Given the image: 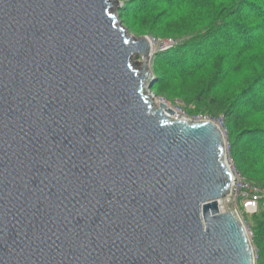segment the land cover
I'll return each mask as SVG.
<instances>
[{
	"label": "water",
	"instance_id": "1",
	"mask_svg": "<svg viewBox=\"0 0 264 264\" xmlns=\"http://www.w3.org/2000/svg\"><path fill=\"white\" fill-rule=\"evenodd\" d=\"M115 2L0 0V264H256L224 134L151 99Z\"/></svg>",
	"mask_w": 264,
	"mask_h": 264
},
{
	"label": "trees",
	"instance_id": "2",
	"mask_svg": "<svg viewBox=\"0 0 264 264\" xmlns=\"http://www.w3.org/2000/svg\"><path fill=\"white\" fill-rule=\"evenodd\" d=\"M120 16L134 31L183 38L154 57L153 89L189 114L223 117L236 168L264 188V0H125ZM247 214L264 264V197Z\"/></svg>",
	"mask_w": 264,
	"mask_h": 264
},
{
	"label": "built area",
	"instance_id": "3",
	"mask_svg": "<svg viewBox=\"0 0 264 264\" xmlns=\"http://www.w3.org/2000/svg\"><path fill=\"white\" fill-rule=\"evenodd\" d=\"M178 44V41L173 38H167L162 41V48L169 49ZM155 49V48H154ZM161 102L167 103V105H171L174 108L175 114L173 117L175 119H186L192 121H210L215 123L223 134L226 133V128L224 125L223 117L220 118H213L207 114H197L193 116H188L187 113L182 109V105L184 102L178 101L177 104L173 105L168 100L162 98ZM227 144V142H226ZM226 162L230 167L232 172V184L230 187V196L222 198V204L224 210H236L239 214L240 218L242 219V214L247 213H255L257 212L260 201L264 197V188L258 187L257 185L253 184L252 182L248 181L242 173L236 168L234 160L230 153L229 143L228 148L226 146ZM224 203H226L229 207L228 209L225 208ZM244 224L247 226L246 221ZM249 236L250 232L248 230ZM257 258V254H256Z\"/></svg>",
	"mask_w": 264,
	"mask_h": 264
},
{
	"label": "rangeland",
	"instance_id": "4",
	"mask_svg": "<svg viewBox=\"0 0 264 264\" xmlns=\"http://www.w3.org/2000/svg\"><path fill=\"white\" fill-rule=\"evenodd\" d=\"M117 3L118 4H120V5H117ZM124 4H125V0H116V2H115V4L114 5H117V17H118V19H119V21L128 29V33L129 34H131V35H133V36H135L136 38H138V37H142V36H148V38H150V40H151V42H152V44L154 45V48H155V50L157 51V53L158 52H162V51H166V50H168V49H164V48H162L163 46H162V41L163 40H165V39H167V38H170V37H165V36H157L156 34V36H154L152 33H148V32H145V31H134L132 28H130V27H128L123 21L124 20H122V18H121V16H120V10L122 9V7L124 6ZM182 39L183 38H177V40H179V41H182ZM156 53V54H157ZM156 54L154 55V57L156 56ZM154 57L152 58V62H153V60H154ZM136 60H141V59H139V58H137ZM151 62V65L153 64ZM138 68H141V66H138ZM151 68H152V71H153V73H154V70H153V67L151 66ZM154 83H155V81H154ZM154 83H153V85H154ZM147 84H148V82H146V86H147ZM151 92L155 95L154 97V99H155V102H158L157 104L159 105V102L160 101H162V98H164L163 96H161V95H158V93H157V90L156 89H153V86H152V89H151ZM149 93V92H148ZM164 99H166V98H164ZM167 100V99H166ZM178 101H182L183 102V100H181V99H179V100H177L176 102H178ZM171 103V102H170ZM184 106H185V104L183 103V105H182V109L183 110H185V108H184ZM186 112V111H185ZM187 113V112H186ZM187 115L188 116H193V115H195V114H189V113H187ZM224 137L226 138V142H227V144H226V146H227V148H228V143H229V137H228V134H227V132L224 134ZM224 206H225V208H227L228 209V205L226 204V203H224ZM246 217H247V219L249 220V221H251V222H254V218L250 215V214H246ZM242 219L245 221V214L243 213L242 214ZM249 228V227H248ZM249 230V232H250V240H251V243H252V246H253V249H254V252H255V254H257L258 253V249H257V246H256V244H255V242H254V234H253V231H252V229L251 228H249L248 229ZM257 259V258H256ZM256 264H257V261H256Z\"/></svg>",
	"mask_w": 264,
	"mask_h": 264
},
{
	"label": "bare ground",
	"instance_id": "5",
	"mask_svg": "<svg viewBox=\"0 0 264 264\" xmlns=\"http://www.w3.org/2000/svg\"><path fill=\"white\" fill-rule=\"evenodd\" d=\"M154 47V46H153ZM154 49V48H153ZM155 97H152L151 99H154ZM154 101H155V99H154ZM161 102V101H160ZM159 102V103H160ZM156 104L158 103V102H155ZM158 105V104H157ZM168 107H170V108H172V109H174L170 104L168 105Z\"/></svg>",
	"mask_w": 264,
	"mask_h": 264
}]
</instances>
